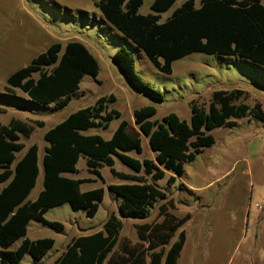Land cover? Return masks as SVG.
I'll list each match as a JSON object with an SVG mask.
<instances>
[{"label":"trees","instance_id":"16d2710c","mask_svg":"<svg viewBox=\"0 0 264 264\" xmlns=\"http://www.w3.org/2000/svg\"><path fill=\"white\" fill-rule=\"evenodd\" d=\"M93 1L103 20L144 53L161 73L172 74L176 61L194 53L239 57L264 68L262 0H201L199 6L195 0H187L165 21H161L162 14L178 0H154L152 13L147 15L140 13L145 0ZM113 59L134 90L158 102L164 99L161 91L138 76L134 57L126 47L120 48ZM99 71L98 60L84 43L70 41L63 47L54 42L13 72L4 91L13 97L19 92L30 101L53 105L58 111L69 105L86 75L97 78ZM245 95L241 89L216 90L208 106L191 103L189 121L175 113L153 120L157 114L154 105L135 110V124L153 154L143 160L130 155H142L145 148L140 135L130 132L126 120L108 140L100 134H87L94 129L108 130L114 120L122 117L121 112L111 108L117 101L113 94L98 98L94 105L70 114L46 132L43 190L33 201L29 197L40 175L39 148L32 145L18 158L26 148L20 139L21 135L29 138L44 123L30 125L12 119L6 125L0 121V264H25L27 254L41 261L53 249L52 238L27 237L32 221L64 231L62 223L46 219L50 209L69 203L76 211L84 210L88 218L97 215L105 190L84 192L82 185L91 180L67 176L79 172L82 157L89 173L99 179L101 169L109 167L117 178L128 181L109 186L121 198V217L147 219L156 204L161 205L156 220L136 226L138 242L121 237L123 222L113 213L103 230L74 238L54 264H178L187 240L182 227L190 215L178 216L167 192L155 183L168 174L169 185L182 177L186 164L216 144L215 130L232 128L248 117L264 122L262 105L243 103ZM7 111L0 107V113ZM116 158L134 174L117 172L113 168ZM18 242L20 245L12 249Z\"/></svg>","mask_w":264,"mask_h":264},{"label":"rangeland","instance_id":"374dc122","mask_svg":"<svg viewBox=\"0 0 264 264\" xmlns=\"http://www.w3.org/2000/svg\"><path fill=\"white\" fill-rule=\"evenodd\" d=\"M185 1L178 0L171 10L162 14L161 21L170 17ZM200 1L195 0L197 6ZM153 2L145 0L140 13H152ZM70 41L84 43L98 60L100 71L97 78L91 75L84 77L80 90L72 96L67 107L55 111L53 105L30 101L19 92L15 93L17 97H13L4 91L7 78L13 72L28 65L33 57L52 43L59 42L65 47ZM122 47L131 51L138 76L162 92V101H155L130 86L113 59ZM234 89L245 92L243 103L250 106L259 103L264 110V68L248 60L194 53L176 61L172 74H164L135 45L103 20L93 0H0V107L8 110L0 113V121L6 125L12 119L30 125L44 123L29 138L21 135L20 139L26 148L18 158L32 145L39 148L40 175L29 197L32 201L43 190V157L48 145L44 139L46 132L70 114L94 105L98 98L113 94L117 101L111 108L121 112L122 117L114 120L108 130L94 129L87 134H100L108 140L120 122L126 120L131 125L130 132L140 135L145 148L142 155H130L143 160L153 157V154L148 140L135 124V110L154 105L157 114L153 120H162L175 113L189 121L192 102L208 106L214 91ZM213 135L216 144L186 164L184 175L176 177L174 184H168L170 174L155 183L167 192L178 216L190 215L182 230L190 237L194 235L195 241L182 251L178 264H264L263 234H256L251 215L247 222L246 211L248 207L256 211L255 205L264 206V122L248 117L238 120L232 128L215 130ZM113 168L117 172L134 174L117 158ZM78 170V173L67 176L91 180L82 185V191L105 190L97 215L88 218L84 210L76 211L69 203L50 209L46 219L62 223L65 229L59 232L32 221L27 237L30 240L52 238L55 246L41 261L27 254L23 263L54 264L74 238L103 230L111 214L119 215L121 198L111 192L109 186L127 184L128 181L117 178L109 167L101 169L102 179L90 174L85 157L80 159ZM160 205L156 204L151 215L143 220L119 215L123 222L121 237L138 242L136 226L156 220ZM263 212L258 219L254 218L258 220V225L264 219ZM19 245L20 242L12 249Z\"/></svg>","mask_w":264,"mask_h":264},{"label":"crops","instance_id":"0c3cea01","mask_svg":"<svg viewBox=\"0 0 264 264\" xmlns=\"http://www.w3.org/2000/svg\"><path fill=\"white\" fill-rule=\"evenodd\" d=\"M258 207H259V209H258ZM255 208H256V211H252L250 209V207H248L246 209V211H247V222H248V220H250L249 217L251 215V220H252L255 232H256V234L257 233H260L261 235L263 234L262 239L264 241V219L262 220V222L259 225L256 224L258 220L254 219V218L258 219V217H260L261 211L262 210L264 211V206L261 207V206L255 205ZM263 215H264V212H263ZM186 235H187V240H186V244L184 246V249L186 247L190 246L191 244H193L194 241H195V236L194 235L192 237H190V235L187 232H186ZM177 236H178V234H177ZM177 236H176V238H177ZM256 239H258V236H257ZM184 249H183V251H184Z\"/></svg>","mask_w":264,"mask_h":264}]
</instances>
